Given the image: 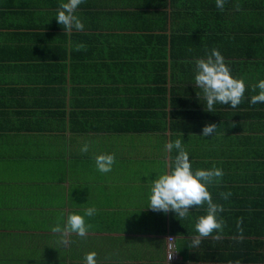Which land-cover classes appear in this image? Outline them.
Instances as JSON below:
<instances>
[{"label": "crops", "instance_id": "0c3cea01", "mask_svg": "<svg viewBox=\"0 0 264 264\" xmlns=\"http://www.w3.org/2000/svg\"><path fill=\"white\" fill-rule=\"evenodd\" d=\"M64 2L0 0V264H84L91 252L97 264H264V103H250L264 80V0L223 11L216 0H84V30L70 33L56 20ZM213 48L245 82L236 109L206 111L195 86V61ZM207 124L216 134L202 135ZM177 139L193 172L224 173L208 185L222 237L196 247L206 205L183 220L148 207ZM102 154H115L107 174ZM88 208L87 237L63 244L52 228Z\"/></svg>", "mask_w": 264, "mask_h": 264}, {"label": "clouds", "instance_id": "9594fccd", "mask_svg": "<svg viewBox=\"0 0 264 264\" xmlns=\"http://www.w3.org/2000/svg\"><path fill=\"white\" fill-rule=\"evenodd\" d=\"M84 3V0H67L59 5L56 20L67 32L72 30L83 31L84 24L81 19L75 15L78 7ZM226 0H216L217 9L223 11ZM239 11V5H236ZM85 48L84 44L76 46L77 51ZM195 86L202 92L203 99L206 101V111L212 112L214 105L224 104L236 109L241 104L246 91L245 82L242 79H236L231 75V70L225 62L224 57L219 50L213 48L206 59H197L195 61ZM259 89V93L251 97L250 103H264V80H260L254 85L252 91ZM200 99V94H198ZM216 124H207L202 129V135L208 137L217 132ZM173 148L178 150V154L171 166H166L167 171L157 176L151 181L149 205L151 210L167 214L169 211L177 214L180 220L188 217L190 209L204 207L206 205V215L197 218L195 231L197 236L191 237L189 247L199 246L202 239L211 237L219 240L222 237L223 229L226 226L225 221L219 218L218 214L223 212V206L213 202L212 195L208 191V185L218 183L224 173L220 168L192 170L189 154L184 150L182 142L177 139L174 143L168 142L165 149L171 153ZM89 145L85 144L81 152L87 153ZM116 163L115 154H102L95 157L96 169L107 174L112 171ZM231 192L221 193V198L227 200ZM96 214L95 208L86 209L83 216L79 214H68L66 223L63 227L57 223L52 228L54 234H59L63 244L69 243V237L73 234L79 238H86L91 228L86 223L85 217H92ZM243 220L237 221L239 238L243 239ZM216 233V235H213ZM172 256L169 258L171 260ZM84 264H97L96 253H86Z\"/></svg>", "mask_w": 264, "mask_h": 264}, {"label": "built area", "instance_id": "2783aa9c", "mask_svg": "<svg viewBox=\"0 0 264 264\" xmlns=\"http://www.w3.org/2000/svg\"><path fill=\"white\" fill-rule=\"evenodd\" d=\"M171 256H172V258H171V260H169V258ZM166 258H167L168 262H173L177 258L176 253H175L174 239L172 237H169L167 240Z\"/></svg>", "mask_w": 264, "mask_h": 264}]
</instances>
